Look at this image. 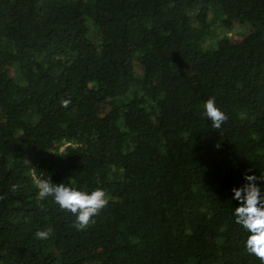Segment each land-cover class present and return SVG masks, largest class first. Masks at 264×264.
I'll return each instance as SVG.
<instances>
[{
  "label": "trees",
  "instance_id": "trees-1",
  "mask_svg": "<svg viewBox=\"0 0 264 264\" xmlns=\"http://www.w3.org/2000/svg\"><path fill=\"white\" fill-rule=\"evenodd\" d=\"M246 174H264V0H0V264H260L235 222ZM34 178L109 203L78 231Z\"/></svg>",
  "mask_w": 264,
  "mask_h": 264
},
{
  "label": "clouds",
  "instance_id": "clouds-1",
  "mask_svg": "<svg viewBox=\"0 0 264 264\" xmlns=\"http://www.w3.org/2000/svg\"><path fill=\"white\" fill-rule=\"evenodd\" d=\"M71 99H62L61 107L68 108ZM204 115L212 121V128L220 129L228 120L226 113L216 103L215 97L207 99L203 105ZM251 171V170H249ZM248 181L242 188H234V199L240 201V206L235 208V222L242 226L248 233L245 241V250L249 255L255 256L260 264H264V191L258 181H264V174L245 175ZM41 199L52 197L61 211L69 212L75 217L73 227L78 231L86 230L95 223L94 217L98 216L108 205L107 192L102 188L88 192L78 190L76 187L55 184L52 180L34 178ZM19 185H13L15 192ZM5 197L0 196V200ZM51 229L36 232L37 239H48Z\"/></svg>",
  "mask_w": 264,
  "mask_h": 264
},
{
  "label": "rangeland",
  "instance_id": "rangeland-1",
  "mask_svg": "<svg viewBox=\"0 0 264 264\" xmlns=\"http://www.w3.org/2000/svg\"><path fill=\"white\" fill-rule=\"evenodd\" d=\"M248 27H246V26H241V25H236V26H234V28L232 29V31H234V32H237V31H239V29H240V33L242 32H244L246 29H247Z\"/></svg>",
  "mask_w": 264,
  "mask_h": 264
}]
</instances>
